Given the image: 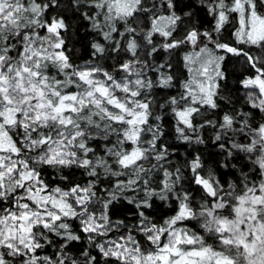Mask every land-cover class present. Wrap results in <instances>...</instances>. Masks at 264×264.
<instances>
[{
  "label": "snow or ice",
  "instance_id": "snow-or-ice-1",
  "mask_svg": "<svg viewBox=\"0 0 264 264\" xmlns=\"http://www.w3.org/2000/svg\"><path fill=\"white\" fill-rule=\"evenodd\" d=\"M259 4L264 6V0ZM164 5L169 10L175 7L173 0H163ZM59 7V0H0V204L8 205L0 207V264H109V260L116 264H264V123L252 128L250 113L223 115L221 133L238 131L251 139L247 144L221 143L220 148L228 156L233 150L255 156L259 181L243 174L241 182L225 181V186L212 174L200 175L202 166L196 157L190 164L192 180L205 194L199 211L190 206L187 192L177 196L178 210L163 225L150 222L140 211L139 225L133 227L153 246L150 251H143L130 232L97 242L98 237L124 227L123 221H113L109 214L117 202L127 200L137 209L150 208L152 197L167 199L181 179L180 169L175 173L164 169L161 190L150 187V174L168 155L166 148L157 150L163 132L158 124L149 123L150 118L161 120L153 117L150 97L154 88L173 87L174 77L165 71L171 69L170 64L150 65L138 59V39L152 46L149 56L184 44L196 48L201 37L215 49L243 56L255 75L245 78L242 86L254 90L248 93V100L264 113L261 57L220 43L207 31L192 29L181 40H169L181 17L175 11L159 14L155 0L150 4L148 0H71L74 11L104 41L91 44L94 59L104 58L109 49L130 55L112 71L94 60L76 65L67 54L62 35L68 24L63 17L46 18L50 8ZM81 9L94 11L89 14ZM210 11L216 20L214 32L219 33L236 14L237 42L264 49V14L258 12L257 0H231L230 5L214 0ZM145 23L150 24L147 31ZM155 34L166 41L159 48L153 45ZM183 59L189 78L182 84L183 93L167 103L178 118L176 131L187 141L190 137L185 130L195 131L192 119L200 109L217 108L215 98L224 78L221 62L225 57L215 55L204 43ZM150 71L157 76L155 82L147 74ZM181 104L183 108L178 107ZM145 133L151 139L144 140ZM216 140H221L220 133ZM197 142L203 141L197 137ZM153 159L157 164H150ZM45 167L60 172L83 169L90 179L83 185L72 183L67 189L52 188L41 175ZM101 176L116 178L111 190L100 189L106 195L96 190ZM125 192L143 193L144 198L137 203L138 197ZM196 219L203 221L201 227L214 238L215 245L176 227ZM70 221H78L79 233L98 255H92L89 248L78 256L69 253L73 242L82 239ZM51 236L60 240L54 257L40 256L38 250L56 244Z\"/></svg>",
  "mask_w": 264,
  "mask_h": 264
},
{
  "label": "trees",
  "instance_id": "trees-1",
  "mask_svg": "<svg viewBox=\"0 0 264 264\" xmlns=\"http://www.w3.org/2000/svg\"><path fill=\"white\" fill-rule=\"evenodd\" d=\"M40 3H48V0H38ZM59 8H50L46 13V18L52 16L63 17L65 23L68 24L67 33H62L66 40V48L69 50L67 54L73 64L83 65L85 62L93 61L99 65H102L109 71H112L119 64L130 58L129 54H126L123 50L119 54H114L109 49L106 51L104 58L94 59L92 56L91 44L93 42L104 43L102 37L98 36L91 28L88 21L83 20L79 12L74 11L71 7V0H59ZM229 5L231 0H225ZM148 3H152V0H148ZM159 14H169L171 10L167 9L166 5L162 6L163 0H155ZM175 5L173 11L175 14L181 17V20L177 22L176 31L173 33V37L169 38L181 40L184 36L191 31L196 29L200 32H210L213 37L217 34L223 33V35L217 38L218 42H228L234 44L233 40L228 37L231 32H226L227 26L222 29L219 33L214 32L215 17L210 11V6L213 5L214 0H173ZM258 3V2H257ZM83 11H89V14L94 10L81 9ZM186 13L190 15H185ZM144 30L150 27L149 23L144 24ZM121 30H123L121 28ZM139 31V29H138ZM44 33L41 32V35ZM223 37V38H222ZM225 37V38H224ZM222 38V39H221ZM165 39L159 34H155L153 37V45L157 48L165 43ZM140 49L138 51V59L141 61H147L150 65H171V69L165 68L168 74L173 75V87L171 88H154L152 90L151 99V111L153 117L160 116L161 120L156 121L150 118L149 123L152 125H159L163 135L157 141V150L161 148L167 149V157L165 160L159 162L161 167L154 169L151 175L150 187L155 189L157 192L163 187L164 180V169L169 172L175 173L176 169H180L181 179L176 182L175 191L168 195V198L161 200L158 196L152 197L149 201L151 204L150 208L137 209L135 204H130L127 200H120L115 206L110 209V217L113 221H123L124 227L114 230L108 234L107 237H98L97 242H103L107 239H118L120 235H131L140 242L143 251L153 250V246L146 240L144 235L139 231V212L143 211L144 215L152 223L163 225L164 221L175 216L178 207L179 200L177 196H182L185 192L189 194L190 206L195 210L199 211L200 205L204 202V191L201 186L196 185L193 180V172L191 171L190 164L196 158L199 157L201 163L200 175L207 177L209 174L214 175L221 181L222 184L227 182L239 183L243 180V174H247L249 179L259 181L260 171L258 165L255 163V156H250L245 152H238L233 150L232 156H228L220 148L221 143L231 145V143H249L251 137H244L238 131L228 132L227 135L221 133L219 127L222 123V117L224 114H230L236 116L237 113H250L252 119L250 121L251 127L256 128L258 124L264 123V113H261L259 109L253 108L248 100L246 89L242 86V81L250 76L255 75V70L251 68L246 62L243 56H235L231 53L218 51L219 54H223L225 57L224 61L221 62V71L224 73V78L219 81L218 96L215 98L217 103L216 109H210L202 107L200 114L195 115L192 119V123L195 127V131L186 129L185 134L190 137L189 140L185 141L180 134L176 131L178 118L172 111V106L168 104V100L175 96L179 97L183 93L182 84L189 78V73L185 68V62L183 57L190 52L187 44L181 45L179 48L172 49L169 52L160 49L157 53L149 56L151 52V45H148L142 38L138 39ZM107 47V45H106ZM254 53L252 52V56ZM148 76L155 82L157 76L154 72H148ZM163 106V107H161ZM183 108L184 105L178 106ZM206 121H213V124H208ZM203 125V127H201ZM234 127H238L234 125ZM221 134V140L217 141V134ZM197 137L203 142H197ZM114 142L115 137L111 138ZM144 140L151 139V135L145 133ZM92 147H96L93 143ZM129 147L130 146H126ZM98 154H102L98 150ZM228 164V167H224V164ZM150 164H157L153 159ZM149 166L148 164L145 165ZM42 177L50 187L55 188L57 186L67 189L71 187L72 183L86 184L90 179L87 177L83 169H77L75 167L70 169H64L62 172L53 170L52 168L45 167L41 173ZM61 177H67V180H62ZM116 178L105 179L101 176V183L96 189L98 194L106 195L100 191V189L107 188L111 190L112 184ZM226 186V184H225ZM124 195L129 197H138L139 200L144 198L143 193L139 195L134 192H125ZM202 220H186L176 225L178 228H186L190 233L194 232L197 235L202 236L207 244L215 245L216 241L211 235L204 231L201 227ZM73 229L79 233L78 221H70ZM82 237L80 242H73L72 247L68 249L69 253L73 256H78L79 253L89 248L92 255H98L95 248H92L83 233H79ZM51 239L56 241L53 246H45L44 249L38 250L40 256H53L56 252L57 245L60 243L58 237L51 236ZM162 240H166L162 237ZM98 259L99 256H98ZM109 264H116L115 260H109Z\"/></svg>",
  "mask_w": 264,
  "mask_h": 264
},
{
  "label": "rangeland",
  "instance_id": "rangeland-1",
  "mask_svg": "<svg viewBox=\"0 0 264 264\" xmlns=\"http://www.w3.org/2000/svg\"><path fill=\"white\" fill-rule=\"evenodd\" d=\"M257 6H258V12L260 13V14H264V6H261L260 4H259V0H257ZM171 11H173V9L171 10ZM170 14V13H169ZM168 14V15H169ZM161 15H163V14H161ZM165 15H167V14H165ZM230 23L229 24H227L226 26H227V30L225 31V34H226V32H231L230 34V36H232V38L231 37H228L230 40H233L235 43L234 44H230V43H228V42H225V41H222L221 43H228L230 46H233V47H238V48H242L244 51H248V52H250V54L252 55V52L254 53V57H256V56H259V57H261V59H262V61H264V49H262V48H260V47H257V46H252V45H249V44H241V43H238L237 42V40H236V38H235V36H234V32L236 31V28L238 27V23H237V18H236V14H232L231 16H230ZM225 26V27H226ZM224 27V28H225ZM223 28V29H224ZM200 32V31H199ZM201 33H203V32H201ZM221 33V32H220ZM221 35H223V33H221V34H217L216 35V37L217 38H219V36H221ZM216 37H213V39L214 40H216V41H218L217 40V38ZM223 38V37H222ZM221 38V39H222ZM225 38V37H224ZM201 41H202V43L200 44V45H198L196 48H194L191 44H187L188 46H189V50H190V52L189 53H192L193 51H198V49H199V47L200 46H203V44L204 43H207L208 44V47L210 48V49H212L213 50V52H214V54L215 55H217V56H222L223 54H219V52L220 51H223V52H225L224 50H220V49H215L214 48V46H213V44L212 43H210V42H208L206 39H204L203 37H201ZM219 51V52H218ZM254 76V75H253ZM246 91H247V95H248V93L250 92V91H254V90H251V89H246ZM8 205L7 204H0V207H7Z\"/></svg>",
  "mask_w": 264,
  "mask_h": 264
}]
</instances>
